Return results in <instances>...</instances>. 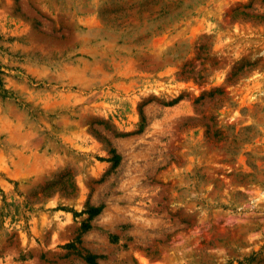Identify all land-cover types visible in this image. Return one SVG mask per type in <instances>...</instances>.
Segmentation results:
<instances>
[{
  "label": "rangeland",
  "instance_id": "374dc122",
  "mask_svg": "<svg viewBox=\"0 0 264 264\" xmlns=\"http://www.w3.org/2000/svg\"><path fill=\"white\" fill-rule=\"evenodd\" d=\"M89 258L264 264V0H0V264Z\"/></svg>",
  "mask_w": 264,
  "mask_h": 264
},
{
  "label": "trees",
  "instance_id": "16d2710c",
  "mask_svg": "<svg viewBox=\"0 0 264 264\" xmlns=\"http://www.w3.org/2000/svg\"><path fill=\"white\" fill-rule=\"evenodd\" d=\"M111 153H113L112 157H111V161L113 162V165H117L120 161V157L117 155V154H114V151L111 150ZM101 212V209L100 208H94V207H91V208H88L86 210V213L89 215V218H92V217H95L96 215H98L99 213ZM87 227V226H86ZM88 263L90 264H96L94 262L93 259L89 258L88 260Z\"/></svg>",
  "mask_w": 264,
  "mask_h": 264
}]
</instances>
